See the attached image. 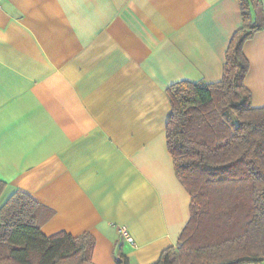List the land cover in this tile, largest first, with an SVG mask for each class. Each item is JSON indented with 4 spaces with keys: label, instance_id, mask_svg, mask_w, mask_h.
<instances>
[{
    "label": "crops",
    "instance_id": "obj_1",
    "mask_svg": "<svg viewBox=\"0 0 264 264\" xmlns=\"http://www.w3.org/2000/svg\"><path fill=\"white\" fill-rule=\"evenodd\" d=\"M242 25L238 0H0V207L25 191L46 235L94 237L95 264H155L191 213L168 87L221 81ZM244 52L263 107L264 29Z\"/></svg>",
    "mask_w": 264,
    "mask_h": 264
},
{
    "label": "trees",
    "instance_id": "obj_2",
    "mask_svg": "<svg viewBox=\"0 0 264 264\" xmlns=\"http://www.w3.org/2000/svg\"><path fill=\"white\" fill-rule=\"evenodd\" d=\"M242 27L232 36L221 81L168 87L172 113L167 144L177 177L191 195L190 218L177 246L155 264L264 262V106L255 107L245 80L247 41L264 29L257 0H238ZM7 183L0 180V198ZM47 212L27 192L0 207V264H95L96 241L42 231ZM117 264H130L120 254Z\"/></svg>",
    "mask_w": 264,
    "mask_h": 264
},
{
    "label": "built area",
    "instance_id": "obj_3",
    "mask_svg": "<svg viewBox=\"0 0 264 264\" xmlns=\"http://www.w3.org/2000/svg\"><path fill=\"white\" fill-rule=\"evenodd\" d=\"M121 233H122V235L126 238V240H127V242L128 243H134V238L133 237H131L130 235H129V233L127 232V230H125L124 228L121 230Z\"/></svg>",
    "mask_w": 264,
    "mask_h": 264
},
{
    "label": "rangeland",
    "instance_id": "obj_4",
    "mask_svg": "<svg viewBox=\"0 0 264 264\" xmlns=\"http://www.w3.org/2000/svg\"><path fill=\"white\" fill-rule=\"evenodd\" d=\"M264 264V263H263Z\"/></svg>",
    "mask_w": 264,
    "mask_h": 264
}]
</instances>
